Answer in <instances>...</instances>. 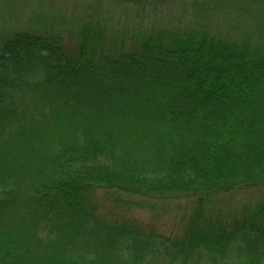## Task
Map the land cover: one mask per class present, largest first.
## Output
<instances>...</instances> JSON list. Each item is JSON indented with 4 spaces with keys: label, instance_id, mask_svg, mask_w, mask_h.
Returning <instances> with one entry per match:
<instances>
[{
    "label": "trees",
    "instance_id": "16d2710c",
    "mask_svg": "<svg viewBox=\"0 0 264 264\" xmlns=\"http://www.w3.org/2000/svg\"><path fill=\"white\" fill-rule=\"evenodd\" d=\"M110 1L180 14L0 39V264H264V211L205 216L264 187V0ZM109 193L195 212L163 235L103 218Z\"/></svg>",
    "mask_w": 264,
    "mask_h": 264
},
{
    "label": "rangeland",
    "instance_id": "374dc122",
    "mask_svg": "<svg viewBox=\"0 0 264 264\" xmlns=\"http://www.w3.org/2000/svg\"><path fill=\"white\" fill-rule=\"evenodd\" d=\"M172 4L161 14L138 16L135 8L129 4L110 0H0V39L12 30L39 27L44 21L47 26L43 27L61 31L64 42L70 44H75L79 38L80 24L88 21L107 31L126 32L128 35L134 33L137 36L139 32L149 30L151 16L165 25L175 21L180 12H177L176 3ZM98 198L102 202L99 213L108 221L133 219L163 235L179 232L181 219L195 212L194 206L183 199L149 200L117 193H109L108 196L100 194ZM115 198L120 203H115ZM212 202L214 205L205 210V216L225 220L254 217L255 213L264 211V187L238 188L215 197Z\"/></svg>",
    "mask_w": 264,
    "mask_h": 264
}]
</instances>
